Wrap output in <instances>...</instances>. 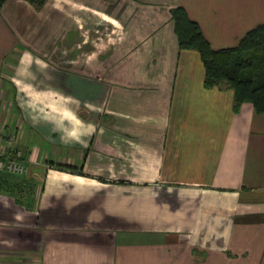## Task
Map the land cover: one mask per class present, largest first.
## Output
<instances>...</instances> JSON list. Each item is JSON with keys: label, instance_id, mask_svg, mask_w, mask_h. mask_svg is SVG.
Returning <instances> with one entry per match:
<instances>
[{"label": "crops", "instance_id": "1", "mask_svg": "<svg viewBox=\"0 0 264 264\" xmlns=\"http://www.w3.org/2000/svg\"><path fill=\"white\" fill-rule=\"evenodd\" d=\"M73 1L125 33L98 46L85 29L78 65L41 56L45 7L0 9V146L24 131L34 184L0 189V264H264V114L206 87L172 18L235 48L264 0Z\"/></svg>", "mask_w": 264, "mask_h": 264}, {"label": "trees", "instance_id": "2", "mask_svg": "<svg viewBox=\"0 0 264 264\" xmlns=\"http://www.w3.org/2000/svg\"><path fill=\"white\" fill-rule=\"evenodd\" d=\"M8 0H0V9ZM41 10L49 0H24ZM175 32L182 50L194 49L200 55L206 71V87L228 84L235 93V111L245 103L264 114V24L251 29L235 48L213 50L199 24L190 19L183 7L172 11ZM26 177L0 173V189L9 193L33 190ZM18 195V196H19Z\"/></svg>", "mask_w": 264, "mask_h": 264}, {"label": "rangeland", "instance_id": "3", "mask_svg": "<svg viewBox=\"0 0 264 264\" xmlns=\"http://www.w3.org/2000/svg\"><path fill=\"white\" fill-rule=\"evenodd\" d=\"M55 1L58 2L56 6L60 8L59 11L52 10L54 3L53 1H49V5L47 6L48 10L46 11L45 6V10L38 13L40 25L44 30V32L40 34L38 42L40 43L39 52L41 53V56L44 57L43 59L47 61L51 59L55 60L56 65L60 62V66H62L63 60L67 61L70 60V58H73L78 65V43L82 42L83 39L85 40V37L83 36V34H85L83 32L85 29H87L86 39L88 44L96 43L98 46L102 45V42L108 40L111 41L115 38L122 39V37L125 36L124 32H120L116 33L115 36L118 37H115L111 33V30L105 25V20H100L99 16H95L96 14H94L93 17V12L90 13V9H88L86 18L85 16L80 18L79 6L75 5L73 0H65L68 3L66 9L62 0ZM91 2H94L95 4L98 3L102 6H111L110 3L107 5L102 0H91ZM68 7L70 8L68 9ZM101 17H103L102 19L105 18L103 15ZM79 26L82 27V32H80V29L78 28ZM97 36L100 39H97ZM42 43L44 45H42ZM90 49L91 48L88 47V50ZM54 55L55 57H52ZM42 64L46 67L45 69L43 68L44 71H46V69L50 71V67L45 62Z\"/></svg>", "mask_w": 264, "mask_h": 264}, {"label": "built area", "instance_id": "4", "mask_svg": "<svg viewBox=\"0 0 264 264\" xmlns=\"http://www.w3.org/2000/svg\"><path fill=\"white\" fill-rule=\"evenodd\" d=\"M0 129V138L2 136ZM24 131L13 133L9 139V147L0 146V173L26 177L30 174V166L25 161L21 150L16 146L23 138Z\"/></svg>", "mask_w": 264, "mask_h": 264}]
</instances>
